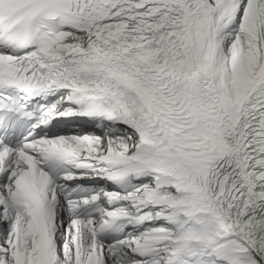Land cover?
Masks as SVG:
<instances>
[{
    "label": "snow or ice",
    "instance_id": "6c2138e0",
    "mask_svg": "<svg viewBox=\"0 0 264 264\" xmlns=\"http://www.w3.org/2000/svg\"><path fill=\"white\" fill-rule=\"evenodd\" d=\"M0 264H264V0H0Z\"/></svg>",
    "mask_w": 264,
    "mask_h": 264
}]
</instances>
